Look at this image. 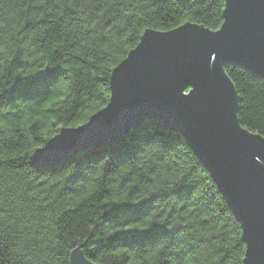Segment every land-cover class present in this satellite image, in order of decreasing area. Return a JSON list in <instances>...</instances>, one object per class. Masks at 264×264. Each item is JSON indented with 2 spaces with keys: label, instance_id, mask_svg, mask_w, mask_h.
<instances>
[{
  "label": "trees",
  "instance_id": "trees-1",
  "mask_svg": "<svg viewBox=\"0 0 264 264\" xmlns=\"http://www.w3.org/2000/svg\"><path fill=\"white\" fill-rule=\"evenodd\" d=\"M224 0H0V264H242L241 228L182 136L146 119L61 164L29 156L85 123L146 29L218 30ZM237 118L264 138V79L226 65Z\"/></svg>",
  "mask_w": 264,
  "mask_h": 264
},
{
  "label": "water",
  "instance_id": "water-1",
  "mask_svg": "<svg viewBox=\"0 0 264 264\" xmlns=\"http://www.w3.org/2000/svg\"><path fill=\"white\" fill-rule=\"evenodd\" d=\"M223 5L215 31L193 22L144 30L110 71L107 104L85 123L60 128L32 151L29 166L61 164L84 148L122 141L146 119L159 121L182 136L239 223L242 264H264V138L240 125L223 68L264 79V0ZM80 250H71L68 264H99Z\"/></svg>",
  "mask_w": 264,
  "mask_h": 264
}]
</instances>
